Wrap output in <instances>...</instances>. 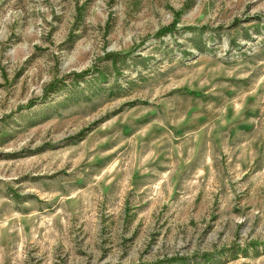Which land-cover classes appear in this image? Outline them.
<instances>
[{
  "label": "rangeland",
  "instance_id": "rangeland-1",
  "mask_svg": "<svg viewBox=\"0 0 264 264\" xmlns=\"http://www.w3.org/2000/svg\"><path fill=\"white\" fill-rule=\"evenodd\" d=\"M0 264H264V0H0Z\"/></svg>",
  "mask_w": 264,
  "mask_h": 264
}]
</instances>
